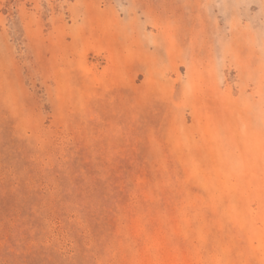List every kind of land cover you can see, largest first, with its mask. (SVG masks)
Instances as JSON below:
<instances>
[{
  "label": "rangeland",
  "instance_id": "rangeland-1",
  "mask_svg": "<svg viewBox=\"0 0 264 264\" xmlns=\"http://www.w3.org/2000/svg\"><path fill=\"white\" fill-rule=\"evenodd\" d=\"M0 264H264V0H0Z\"/></svg>",
  "mask_w": 264,
  "mask_h": 264
}]
</instances>
